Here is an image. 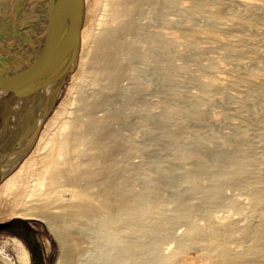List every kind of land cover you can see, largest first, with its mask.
<instances>
[{
	"label": "bare ground",
	"instance_id": "1",
	"mask_svg": "<svg viewBox=\"0 0 264 264\" xmlns=\"http://www.w3.org/2000/svg\"><path fill=\"white\" fill-rule=\"evenodd\" d=\"M9 1L0 0V45L24 43L25 49L32 41L40 43L27 64L25 85L12 99L27 103L30 112L40 107L37 110L42 117L12 151L0 156V223L12 218L44 223L60 250L55 264L79 262L90 231L102 234L97 250L104 249L97 252L91 264H142L147 254L148 264H264V182L262 177L251 175L249 154L227 150L224 165L216 171L212 188L205 196L209 208L203 212L205 224L200 226L189 220L196 201L184 203L187 195L198 193L199 176H189L186 192L167 202L154 187L136 189L138 174L128 163L129 151L123 142V131L132 122L133 110L123 114L106 112L103 116L96 113L99 108L101 111L110 106V96L137 101L136 92L118 91L119 82L128 74L126 54L142 45L140 38L144 32L137 19L143 16L144 6H155L156 0H31L30 9L25 8L20 14L8 8ZM17 3L15 0L14 4ZM249 4L264 9L261 3ZM207 18L214 26L222 25L216 16ZM185 19L182 20L186 22ZM66 20L72 24L69 41L66 37L60 42L54 40L43 25L52 21L59 25ZM173 33L167 36L168 32H161L164 39H152V45L165 48L184 39L189 42L186 51L192 52L202 48L201 43L195 42L224 43L211 31ZM244 40L247 41L241 36L230 37L223 45L231 57H237ZM2 61L0 67L4 65ZM67 71L70 83L47 115V107L58 94ZM12 85L13 81L0 93ZM174 90L172 95L179 97ZM191 100L195 105L196 101ZM188 113L198 126L206 119L202 110L192 109ZM114 124L119 127L116 129ZM174 157L179 161L190 158L177 151ZM236 177L245 180L241 190L249 197L248 207L243 208L234 198L228 204L244 214L243 224L232 219L216 222L210 207L223 205L224 188ZM65 192L70 194L67 201L63 199ZM162 211L170 214L164 215ZM178 222L189 225L184 237L190 240L189 245L180 241L170 254L159 253L166 227ZM136 238H151L155 243L146 254L143 243ZM233 245L242 248L237 251ZM187 247L202 251L200 262H192L182 254Z\"/></svg>",
	"mask_w": 264,
	"mask_h": 264
},
{
	"label": "rangeland",
	"instance_id": "2",
	"mask_svg": "<svg viewBox=\"0 0 264 264\" xmlns=\"http://www.w3.org/2000/svg\"><path fill=\"white\" fill-rule=\"evenodd\" d=\"M170 1L175 4H170ZM209 1L156 0L155 6L145 5L142 14L147 16L143 14L144 17L137 19L144 32L141 36L143 38H140L142 45H139L137 51L134 49L126 54L129 75L120 80L118 90L124 94L131 90L136 92L137 101L127 102L125 96H110V106L101 108V111L99 108L96 112L103 116L106 112L120 111L123 114L133 110V119H130L132 122L123 131V142L129 151L128 163L133 168V173L138 174L134 183L136 189L154 187L161 191L164 202H167L186 192L189 176H199L198 193L195 196L187 195L184 203L196 201L189 220L200 226H204L203 212L209 208L208 198L205 196L211 190L214 175L224 165L223 156L229 150L249 154L248 168L250 167L251 175L254 178L262 177L264 182V9L259 10L249 4L258 2L264 5V0ZM14 2L15 0H10L8 8L16 14H20L25 8L30 9L31 0H18L17 4ZM193 4L200 7L196 9ZM209 15L220 18L222 25L214 26L207 18ZM180 22L185 24L181 25ZM235 23L239 25H234ZM43 25L54 40L60 42L64 37L67 41L71 39L70 20L59 25L53 21L43 22ZM184 30L211 31L218 39H223L225 44L228 38L236 36L246 38L247 41L241 42L242 48L240 47L237 57H231V52L226 46L224 48V43L221 45L211 42L212 40H207V43L195 42V45L201 43L199 46L202 48L192 52L186 51L189 42L184 39L178 45L172 43L165 48L151 43L155 38L164 39L161 32H168L167 36H171L173 32L180 33ZM30 44L25 49L24 43L0 45V62L3 60L4 63L0 67V91L13 81L11 88L0 93V156L12 151L40 123L42 117L38 113L40 107L36 106L30 112L27 103H17L12 99L25 85L27 64L40 46L38 41ZM70 79L69 71L58 94L50 101L47 115L64 95ZM173 90L178 91L180 96L172 95ZM191 99L196 101L195 105L191 104ZM197 108L206 115L204 123L199 126L188 113L192 109L199 111ZM114 125L116 129L119 127L118 124ZM176 151L189 155L190 158L179 161L174 157ZM201 167L203 169L200 171ZM233 179L224 188L223 205L212 204L210 209L216 216V222L232 219L242 225L244 214H240L228 202L233 198L237 199L238 204L244 208L248 207L249 197L241 190L244 178ZM63 199H70L69 192L63 194ZM162 213L170 214L168 211ZM5 223L7 225L0 228V264H27L24 248L28 254V264L57 262L60 250L44 223L21 218H12ZM188 226L187 222L168 225L166 237L159 243V253L170 254L180 241L189 245L190 240L184 238ZM97 234L94 231L87 232L85 248L89 250L80 252V260L76 264H91L97 252L104 250L102 247L97 250L99 237L102 236ZM144 239L138 240L143 243H140L142 247L144 245L141 250L147 254L155 241L151 238ZM232 247L237 251L242 248L235 245ZM182 254L192 262H200L202 259V251L195 248L187 247ZM148 257H143L142 264H148Z\"/></svg>",
	"mask_w": 264,
	"mask_h": 264
},
{
	"label": "water",
	"instance_id": "3",
	"mask_svg": "<svg viewBox=\"0 0 264 264\" xmlns=\"http://www.w3.org/2000/svg\"><path fill=\"white\" fill-rule=\"evenodd\" d=\"M1 34V33H0ZM68 74V71L65 73V75ZM6 92V91H5ZM5 225H7V223H0V228L4 227Z\"/></svg>",
	"mask_w": 264,
	"mask_h": 264
},
{
	"label": "flooded vegetation",
	"instance_id": "4",
	"mask_svg": "<svg viewBox=\"0 0 264 264\" xmlns=\"http://www.w3.org/2000/svg\"><path fill=\"white\" fill-rule=\"evenodd\" d=\"M9 224H11V222H9ZM23 246V245H22ZM24 248V247H23ZM24 251H25V253H26V258H27V264H28V254H27V251H26V249L24 248Z\"/></svg>",
	"mask_w": 264,
	"mask_h": 264
}]
</instances>
